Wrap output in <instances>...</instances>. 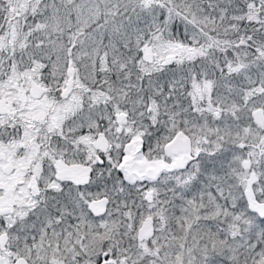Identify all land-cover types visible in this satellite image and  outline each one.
<instances>
[{
    "label": "snow or ice",
    "instance_id": "1",
    "mask_svg": "<svg viewBox=\"0 0 264 264\" xmlns=\"http://www.w3.org/2000/svg\"><path fill=\"white\" fill-rule=\"evenodd\" d=\"M0 264H264V0H0Z\"/></svg>",
    "mask_w": 264,
    "mask_h": 264
}]
</instances>
